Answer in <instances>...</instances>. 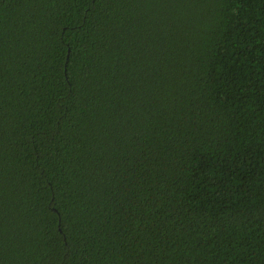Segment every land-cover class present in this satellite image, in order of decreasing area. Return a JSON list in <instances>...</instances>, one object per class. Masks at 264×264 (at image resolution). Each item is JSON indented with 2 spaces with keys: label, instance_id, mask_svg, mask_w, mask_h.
<instances>
[{
  "label": "trees",
  "instance_id": "1",
  "mask_svg": "<svg viewBox=\"0 0 264 264\" xmlns=\"http://www.w3.org/2000/svg\"><path fill=\"white\" fill-rule=\"evenodd\" d=\"M0 264H264V0H0Z\"/></svg>",
  "mask_w": 264,
  "mask_h": 264
}]
</instances>
